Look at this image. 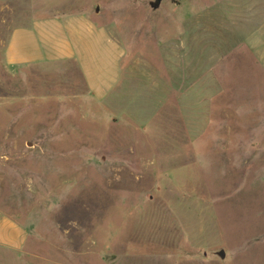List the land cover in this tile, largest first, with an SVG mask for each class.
<instances>
[{
	"label": "rangeland",
	"instance_id": "obj_1",
	"mask_svg": "<svg viewBox=\"0 0 264 264\" xmlns=\"http://www.w3.org/2000/svg\"><path fill=\"white\" fill-rule=\"evenodd\" d=\"M229 2L116 0L119 10L99 20L126 52L120 84L129 95L115 114L52 82L57 72L36 69L29 81L6 67L10 32L32 18L34 0H0V211L28 235L19 251L0 248V264H199L198 251L208 264H264V67L241 45L253 39L264 57V29L250 28L251 1L234 0L226 10L241 15L238 30H226ZM204 30L200 54L194 38ZM183 35L188 72L222 89L216 106L237 107L239 122L215 128L225 117L216 110L188 130L190 145L137 114L150 103L134 96L151 95L169 41ZM221 38L229 46L214 64ZM195 97L191 107L202 110Z\"/></svg>",
	"mask_w": 264,
	"mask_h": 264
},
{
	"label": "crops",
	"instance_id": "obj_2",
	"mask_svg": "<svg viewBox=\"0 0 264 264\" xmlns=\"http://www.w3.org/2000/svg\"><path fill=\"white\" fill-rule=\"evenodd\" d=\"M115 1L34 0L32 18L22 27L13 29L10 32L4 47V64L8 68L22 69V71L28 72L29 81L33 79L36 69L40 72H51L52 70L57 72L52 77V82L61 83V85L67 86L76 92L78 90L75 96L85 92L87 100L93 102L94 105H108L114 109H111L114 113L117 110H122L121 108L126 104L125 99L129 95L126 87L120 84L123 76L122 62L126 58V52L123 50L121 40L115 35L116 30L110 29L99 21L101 16L105 17L111 14L112 11L119 10L118 5L114 3ZM230 1L225 10L229 6L232 8L237 2L232 3L234 0ZM248 1H251L252 26L250 28L256 31L259 30L261 22L264 29V0ZM256 5L258 8L256 11L261 18L254 21ZM66 6L68 8L70 6V8L65 10L64 7ZM37 11H39V14H36ZM224 14L228 15L226 19L230 21V25L227 24L225 29L232 33L233 26H235L237 31L238 18L241 15L237 14L236 9L226 10ZM240 24H243V22H240ZM241 26L245 27L244 25ZM201 29L200 26V31ZM205 33L206 30H204V35L200 32L198 38H194L195 45L198 43L200 54L201 45L203 43L205 45L207 40ZM216 34H219V32L216 31ZM188 38L189 35H183L178 37L179 42L173 39L169 41L167 68L158 65L157 73L151 76V95L138 94L137 91L134 96H136L135 101L140 98L142 101L150 103L148 110L140 111L138 109L137 114L141 112L140 115L145 116L148 113L151 121L159 123L161 127L169 130V136L172 134L178 139L175 143L190 145V141L185 137L186 133L195 126H201L200 123L204 124L211 120L210 114L216 110L219 111V107L215 104L217 103L216 100L224 92L219 87H215L214 90L209 89L213 84L208 85L206 82L203 84L204 79L201 75L191 76L188 72L190 60L185 57V53L188 51L186 48L189 42ZM223 41L228 43L229 46L228 39L216 40L213 53L214 64L222 61L223 52L220 45ZM177 43L181 46H178ZM231 45L230 52L234 50ZM241 45L246 51L250 49L255 60L264 67V57L258 54L253 39L247 37ZM201 61L202 59L199 56L198 64ZM205 63L206 60L203 64L205 65ZM180 64L182 65L179 66ZM54 67L56 68L54 69ZM176 67L181 69V74L175 72ZM126 80L130 81L129 86L131 88H136L137 85L133 82L134 79L129 78L128 80L126 78ZM80 90H82L81 93H79ZM138 95L140 96L138 97ZM194 96H196V102L193 104L197 103V109L202 104L200 105L202 110L195 111L196 108L191 107L190 98ZM221 106L220 111L225 114V117L222 116L223 118L215 121L217 124L215 128H238L239 122L236 118L238 108L231 103H224ZM141 107L144 109V106ZM27 239L26 229L12 216L0 211V248L19 251L25 245ZM191 253L189 251L185 256L189 257L192 255ZM197 255L205 258V260H198L199 264H208L205 251H198ZM175 256L179 255L174 254ZM223 256L225 255L220 252L219 257L222 259ZM183 262L187 261L184 260ZM210 263L214 264L213 261H210Z\"/></svg>",
	"mask_w": 264,
	"mask_h": 264
},
{
	"label": "water",
	"instance_id": "obj_3",
	"mask_svg": "<svg viewBox=\"0 0 264 264\" xmlns=\"http://www.w3.org/2000/svg\"><path fill=\"white\" fill-rule=\"evenodd\" d=\"M158 2L160 1V0H157Z\"/></svg>",
	"mask_w": 264,
	"mask_h": 264
}]
</instances>
